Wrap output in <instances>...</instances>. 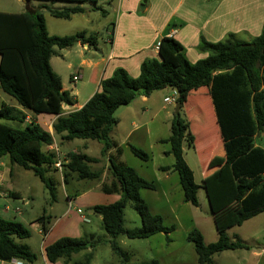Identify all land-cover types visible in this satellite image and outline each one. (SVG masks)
Segmentation results:
<instances>
[{"label":"trees","instance_id":"obj_1","mask_svg":"<svg viewBox=\"0 0 264 264\" xmlns=\"http://www.w3.org/2000/svg\"><path fill=\"white\" fill-rule=\"evenodd\" d=\"M37 1L75 6L62 10L45 6L18 14L0 12V90L20 108L5 104L0 107V159L7 157L11 165L32 172L49 190L53 201L54 181L47 175L55 170L57 155L45 150L53 145V136L35 122L22 128L11 124H23L24 112L33 116H59L63 105L75 104L73 97L63 91L60 77L52 71L50 57L55 55L54 48L63 50L76 43L92 47L96 37L86 36L85 32L50 36L42 10L54 18L67 20L71 15L83 12L82 4L96 6L98 0ZM101 14L104 17L106 11L101 10ZM171 28H174L172 23L168 29ZM227 37L215 43L201 39L198 49L206 57L195 63L187 61L184 48L178 41L163 37L159 41L157 57L143 61L136 78L129 77L122 68L116 69L111 77L100 82L98 90L81 109L59 116L51 128L53 135L64 142L92 140L101 143V158L112 149L120 155L121 149L110 135L118 123L115 114L138 96L149 97L155 91L170 89L177 94L175 104L184 110L190 99L197 100L199 105L196 109L199 108L207 122L209 114L206 108L207 101H210L219 134L220 163L214 177L219 179L225 168L230 170L231 176L224 172V180L210 187L208 171L205 170L203 185L195 183L193 172L183 157V143L194 149L195 137L189 132L188 121L181 118L180 113L173 116L170 136L159 141L170 145L166 154L173 157V164L160 170L178 175L184 201L198 207L197 191L207 190L218 239L205 244L199 230L189 231L187 241L193 245L197 264H213V256L224 251L249 249L237 236L231 241L226 231L240 227L264 212V149L254 145V137L264 130V23L261 33L250 42L241 41L233 34ZM205 129L207 136L210 131L214 132L210 124ZM129 149L137 158L148 160L143 150L131 145ZM99 162L100 159L87 154L69 155L62 163L63 182L67 183L69 176H76L78 181L99 180L102 171L90 169L91 164ZM107 171L111 180L109 184H101V191L109 196L117 194L119 199L111 204L95 205L91 210L101 217L102 229L112 253L121 260V264H127L130 255L120 248V238L143 240L162 233L170 242L169 234L175 228L173 225L164 226L161 217L152 214L139 195L141 190H154L153 183L141 178L135 170L112 155L108 156ZM7 196L17 198L12 192ZM128 203L140 217L141 226L138 228L124 227L123 213ZM35 222L41 233L46 235L49 231L48 217L43 215ZM30 236V231L19 221L0 217V261L36 264L38 256L17 242ZM96 243H100V239L95 236L60 238L45 247V258L50 264L58 260L69 264L73 255L83 253L77 264H91ZM132 264L161 263L151 260Z\"/></svg>","mask_w":264,"mask_h":264},{"label":"rangeland","instance_id":"obj_2","mask_svg":"<svg viewBox=\"0 0 264 264\" xmlns=\"http://www.w3.org/2000/svg\"><path fill=\"white\" fill-rule=\"evenodd\" d=\"M137 5L136 15L146 16L149 19H154L157 24L164 20L163 15L158 14L157 10L161 6V0L153 3L152 10L147 13L142 8L146 3ZM149 2V0H147ZM152 2V0H150ZM115 3V2H114ZM43 5L50 7L51 9L60 10L58 3L51 4L45 1L32 0L30 6L40 8ZM70 5V4H68ZM261 5V1L250 9V19H247V23H251V28L255 31L259 30V27L263 26L264 18V4ZM43 6V7H45ZM42 7V8H43ZM101 10L106 11V16H102ZM112 10L113 13H112ZM0 11L2 12H24L26 6L20 1L16 0H0ZM119 12L116 11L114 6L111 7L107 2L100 0L98 5L93 7V11H90L89 22L85 20V17L80 15L74 16L71 22L61 21L51 17L48 13L45 15L48 31L53 34L63 30H75V29H87L93 28L94 32H98L100 37H104L103 28H111V22L108 20L116 19ZM171 21H175L171 19ZM91 22V23H90ZM242 19H239V27L243 24ZM171 24V23H170ZM169 24V25H170ZM262 24V25H261ZM97 41V40H96ZM100 50L96 51V57L100 58L107 53V49L103 44H100ZM92 51V50H91ZM87 57V56H86ZM150 100L151 111H148L143 116L145 121H148L146 129L134 133L126 143H123L120 155L115 154L118 161H121L125 165L135 170L136 173L148 182L155 185L154 190H141L139 192L140 197L147 203L149 211L161 217L164 226H174L175 230L169 234L170 242H167L164 234H156L148 239L143 240H129L126 238H120L118 244L120 248L130 255V261L127 264L147 262L151 260H157L161 264H197V255L193 250V245L187 241V234L192 229H197L202 234L204 243L211 244L218 239V230L216 229L213 221V215L210 211L206 189L198 190L199 206L194 207L189 203H186L183 198V192L181 190L178 175L174 172H168L166 176L162 171L158 170L160 167H169L173 164V157L171 155L166 156L164 152L170 151V145L165 143H158L161 139H166L170 136V123H166L167 112L162 110L160 101L161 96L173 97V93L170 90L164 93H152ZM14 102L12 98L4 94L0 90V103H6L11 105ZM161 104H160V103ZM1 105V104H0ZM196 105L197 100L190 99L186 105V110L180 113L181 118L187 120L189 123V132L195 137V149L188 148L183 143L184 152L183 157L189 168L192 170L195 183L203 185V177L200 174L203 171H208L209 186L213 187L215 184L223 181L225 173L231 176L228 168L224 169L221 173V177L216 180L215 173L219 170V134L210 131L209 136L205 135L206 127L210 122L202 118L199 112V108ZM173 104L168 105V112L173 109ZM156 114L155 117L153 115ZM150 118H152L151 121ZM209 120V119H208ZM14 127L19 125L11 124ZM211 125V124H210ZM125 127L121 124L118 129L111 134V140L113 142L120 143L121 132H124ZM209 128V127H208ZM115 142V143H116ZM116 143V144H117ZM58 147H60L59 154L62 163L67 161L69 155L76 152L74 148H79L83 144L87 145V155L93 158H101V151L98 142L92 140H73L68 143H64L60 146L57 141ZM126 144L135 146L143 150L148 155V160H141L131 153L130 149L126 147ZM254 145L264 149V130L259 132L254 137ZM222 151V150H221ZM63 152H71L67 155H63ZM84 152V151H83ZM99 163L91 164L90 169L92 171L105 170L106 161L105 157L101 158ZM51 170L47 175L54 181V200L52 199L50 192L40 182L32 172L25 171L18 166L14 170L15 177H12V190L20 192L21 198H3L0 197V217L8 220H15L22 223L31 233V236L22 241H17L20 244L27 245L32 252L38 256V263L43 264L42 252L46 246L52 244L56 240L64 237L68 238H84L89 236H95L100 239V243L95 247V258L91 264H121L120 259L114 255L110 249V245L105 242L104 232L102 230L101 221L99 216L92 213V207L95 205H107L111 204L119 199L117 194H105L101 191L102 176L99 180L95 181H78L74 176H69L68 183H64L62 180V171ZM223 176V178H222ZM109 173L107 171L104 178V183L109 184ZM207 186V185H206ZM0 191L4 192V189L0 187ZM83 192H85L83 194ZM66 194L73 196V202L68 205ZM78 196H80L78 198ZM13 206L18 208L21 212L17 215V212H9L4 214L2 209L5 206ZM76 207L82 211V214L90 219L89 224L80 222L79 214L76 212ZM48 217L49 231L46 235L42 234L37 222H35L41 216ZM124 227L126 229L138 228L141 226V220L137 212L134 210L133 205L128 203L123 213ZM227 232L231 241H234V236L241 237L247 243L255 247L253 241L264 243V213L244 222L240 227H234ZM97 244V243H96ZM238 253V252H235ZM234 253V254H235ZM232 254H218L213 258L214 264H233L231 262ZM83 258V253H79L72 256V260L69 264H77ZM53 264H64L62 260H58Z\"/></svg>","mask_w":264,"mask_h":264},{"label":"crops","instance_id":"obj_3","mask_svg":"<svg viewBox=\"0 0 264 264\" xmlns=\"http://www.w3.org/2000/svg\"><path fill=\"white\" fill-rule=\"evenodd\" d=\"M16 1L22 2L24 6H26V11L30 12V11H34L35 9H38L30 6L31 1L28 0H16ZM99 1L100 0H98V2ZM103 1L107 2L113 8L115 6L116 11L119 12L116 19L108 20V22L112 23L111 28L108 27L103 28L104 37H100V34L98 32H94L95 29L93 28H89V30L87 29L86 30L73 29L69 31L63 30L57 32L58 34L55 33L51 34L48 31L47 22L45 18V15L48 12L42 10L43 17L45 19L46 30L50 36L63 37V36H70L79 32H85L86 36H90V35L95 36L97 40L95 45L92 47H89L87 44L83 45L80 43H76L72 47L63 50L54 48L55 55L50 57L51 58L49 61L50 67L52 71L60 77L63 91L68 92L69 95L73 97L75 101L74 105L71 106L63 105L61 107V112L59 116L64 117L69 115L70 113H73L81 109L83 105L98 90L100 82L104 79L111 77L113 72L118 68L124 69L129 77L136 78L139 75L140 65L142 64V62L147 59H152L157 57L156 45L163 37H171L176 41H178L184 48V53H185V57L187 58V61L191 63H195L197 60L206 57V54L201 53L198 49L201 39H204L207 42L215 43L219 41H224L226 38H228L227 36L229 34H233L237 39L241 41L250 42L253 38L257 37L262 30V26L261 28L260 26H258L259 27L258 31L253 30L251 28V23L248 24L246 20L250 19V15L252 12L250 9H252V7L255 6L256 4L258 6L260 1H261L260 6L262 7V5L264 4V0H161V6L157 10V13L163 15L164 20L159 24H157V22L154 19H149L146 16L140 17L136 15L135 12L136 7L137 5L142 3L143 0H103ZM157 1L160 0H152V2H150V0L149 2H147V0L144 1V3L146 4L142 8V10L149 13L153 8V3ZM73 6H75V4L68 5L65 3H58V7L60 10ZM80 7H82L83 12L73 14L67 20L65 19H58V20L71 22L74 16L80 15L81 17H85V20L89 22L90 11H93V7L95 6L91 4H82ZM113 11L114 10H112V13ZM18 12H2V13L18 14ZM105 16L107 18L108 16L107 13L105 14ZM174 18L175 21L174 22L171 21V19ZM239 19H242L243 21L242 22L243 24L240 27H239ZM170 23L174 25V28L173 29L171 28L169 30L168 27ZM100 44H103V46L106 47L107 53L102 55L100 58H97L95 53L96 51H101L99 48ZM100 53H102V51ZM74 74H77L79 79L78 81H76V83H71L70 81ZM167 90L170 89L166 88L155 92L164 93ZM152 95L153 94H151L149 97H144L140 95L129 105L121 107L117 110L115 116L117 118L118 123L113 128L110 135L113 134V131L118 129V127H120L121 124H123L125 130L124 132H121L122 142L117 143L115 141L117 143L118 148L119 146L121 147L123 143H126V141H128V139L134 133L146 129L148 121H145V118L143 116H145L144 114L147 113L148 111H151V106H148V104H150ZM167 97L168 96H161L160 101L162 102L161 105L162 110H165L167 112L166 115L167 118L165 119L166 123L167 124L170 123L171 126L173 116L175 115L176 104H173L175 105L174 110L172 109L169 113L167 107L172 103H167V104L164 103V99ZM207 102L208 103L206 109L209 114V122L211 124V129H214L213 131L216 132L218 128L214 120V114L211 109L212 107L210 105V101ZM0 104L7 105L4 102ZM9 106H13L18 110H20V108L17 107V105H15V102L12 103L11 101V105ZM182 111H184V108L179 109V113H181ZM24 114L26 115V117L23 124L19 125L16 123V125H19L22 128L25 125H29L31 122L37 123L39 126L42 127V129L46 130L53 136V145L46 147L45 150L53 152L56 155L57 153L61 154L59 151L60 147H58L57 141L59 142L60 146L68 142L61 141L59 137L54 136L53 130L51 129L52 124L59 116L46 115V114L33 116L25 112ZM156 114L157 113H155L153 117H155ZM151 120L152 118H150L149 121ZM98 144L100 146V151H101L102 145L101 143ZM129 146L130 144H126V147L128 149ZM80 149L81 150H79V148H74L76 152H74L73 154H77V153H81L85 155L87 154L86 153L87 145L83 144ZM56 150L57 152H55ZM114 151L115 149H112L105 156L104 160L106 161V167L104 172L102 173L103 176H102V182H100L101 184L104 183L103 180L107 173L108 156L112 155L111 153H113ZM183 152H184V147H183ZM69 153L71 152H63L62 154L67 155ZM121 153H123V150L121 151ZM166 153L167 152H164V155L169 156ZM96 159L102 160L101 158H96ZM16 167H17L16 165H11L9 163L7 157H2L0 159V187L4 189V192L0 191V197L9 198V196H7L8 192L14 193L15 197L17 198L22 197L20 192L17 191L15 192L11 188L12 186L11 179L12 177L16 176L14 174V170ZM161 168L162 167L158 168V170H160ZM163 173L166 176L168 175V172H163ZM203 175H204V171L202 174H200V177H203ZM74 177L76 178V176ZM108 179H109L108 181L111 180L110 175ZM101 184L99 185L101 186ZM84 193L85 192H83V194ZM79 197L80 196H78V198ZM197 198H198V191H197ZM66 199L68 205H70L73 202V196L69 194H66ZM77 209L79 208L76 207V210ZM2 211L4 212V214H7L9 212L15 214V212H17V215H20L21 213L18 210V208L9 205L5 206L4 209H2ZM86 218L89 220L90 223V219L87 216ZM79 220L80 222H82L80 215H79ZM99 220L101 221L100 216H99ZM89 223H85V224H89ZM238 238L245 245H247L249 249L228 250L221 252L219 254L221 255L232 254L230 259L233 264H264V243L258 242L259 240L253 241V243H255L256 245L255 247H253L241 237ZM104 239L105 242L107 243L108 237L105 233H104ZM98 245L99 243H97L95 247H97ZM29 250L31 251L30 248ZM90 251L91 250H88V252ZM42 256H43V264H50L49 262H47L44 252H42ZM94 258H95V250H93V259L91 262H93ZM0 263L8 264L1 261ZM37 263L38 261L36 262V264Z\"/></svg>","mask_w":264,"mask_h":264},{"label":"built area","instance_id":"obj_4","mask_svg":"<svg viewBox=\"0 0 264 264\" xmlns=\"http://www.w3.org/2000/svg\"><path fill=\"white\" fill-rule=\"evenodd\" d=\"M158 46H159V43H157V45H156V50H158ZM78 79H79L78 75L74 74L72 76L70 82L71 83H76V81H78ZM172 93H173L174 96L172 98H170V97L165 98L164 99V103H166V104L167 103L175 104V99H176L177 94L175 92H172ZM55 152H57V150ZM59 156L60 155L57 153V161H56V163L54 165V168H56L58 171H62V161H61ZM76 212H77V214H79L81 216V220H82L83 223H89V220L82 214V211L80 209H77ZM0 264H2V263H0ZM8 264H26V263L18 261V260H12Z\"/></svg>","mask_w":264,"mask_h":264},{"label":"water","instance_id":"obj_5","mask_svg":"<svg viewBox=\"0 0 264 264\" xmlns=\"http://www.w3.org/2000/svg\"><path fill=\"white\" fill-rule=\"evenodd\" d=\"M180 105H176L175 106V114H178L179 113V109H180Z\"/></svg>","mask_w":264,"mask_h":264}]
</instances>
